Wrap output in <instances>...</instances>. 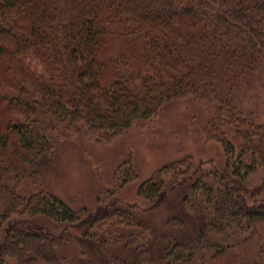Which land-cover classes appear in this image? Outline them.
Here are the masks:
<instances>
[{
    "label": "trees",
    "instance_id": "obj_1",
    "mask_svg": "<svg viewBox=\"0 0 264 264\" xmlns=\"http://www.w3.org/2000/svg\"><path fill=\"white\" fill-rule=\"evenodd\" d=\"M263 70L264 0H0V264H264V177L244 183L264 169V123L234 104ZM187 97L217 101L203 132L226 156L223 187L198 184L190 155L154 171L136 189L148 210L179 187L201 193L169 207L165 227L120 201L138 177L130 156L94 207L43 189L60 141L84 130L111 143ZM95 225L104 241L87 237ZM71 227L91 255L64 252Z\"/></svg>",
    "mask_w": 264,
    "mask_h": 264
},
{
    "label": "rangeland",
    "instance_id": "obj_2",
    "mask_svg": "<svg viewBox=\"0 0 264 264\" xmlns=\"http://www.w3.org/2000/svg\"><path fill=\"white\" fill-rule=\"evenodd\" d=\"M40 71V66L36 67ZM236 110L257 123H264V70L253 79H242L234 94ZM217 106L216 100H196L192 97L173 100L159 111L152 120L133 121L128 130L115 138L111 143L94 142L84 130L59 142L54 156L41 167L43 189L57 197L69 207L78 209L83 206L94 207L96 194L104 188L103 179L110 178L116 166L126 156H130L137 179L128 182L120 192L121 203H134L137 211L150 216L159 227L169 214V207L178 202L184 193L201 197L200 192L179 187L158 207L148 210L149 202L136 194L138 185L160 167L190 155L200 167L201 178L198 184L218 182L216 172H221L226 164L222 146L206 139L203 127L212 116ZM229 135H231L229 133ZM239 152L238 143L235 141ZM242 163H249L250 157L242 155ZM264 177V169L259 167L254 173L246 176L245 185L258 186ZM169 178V175L165 176ZM1 207V206H0ZM73 240L64 252L71 257L85 249L90 255L92 249L75 236H82V231L71 227ZM89 239L104 241L103 233L92 227L86 234ZM109 247L106 241L103 244ZM7 264H16L8 259Z\"/></svg>",
    "mask_w": 264,
    "mask_h": 264
}]
</instances>
